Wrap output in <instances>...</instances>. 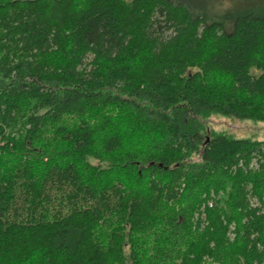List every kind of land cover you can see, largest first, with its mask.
<instances>
[{
	"label": "trees",
	"instance_id": "1",
	"mask_svg": "<svg viewBox=\"0 0 264 264\" xmlns=\"http://www.w3.org/2000/svg\"><path fill=\"white\" fill-rule=\"evenodd\" d=\"M174 0H0V264H264V17ZM210 203L213 205L210 206Z\"/></svg>",
	"mask_w": 264,
	"mask_h": 264
},
{
	"label": "rangeland",
	"instance_id": "2",
	"mask_svg": "<svg viewBox=\"0 0 264 264\" xmlns=\"http://www.w3.org/2000/svg\"><path fill=\"white\" fill-rule=\"evenodd\" d=\"M186 4L192 11L206 17L207 21L224 24L225 31L233 29L237 17L244 15L264 17V0H174ZM205 129L214 135L233 139H264V121L239 118L214 112L200 117Z\"/></svg>",
	"mask_w": 264,
	"mask_h": 264
},
{
	"label": "built area",
	"instance_id": "3",
	"mask_svg": "<svg viewBox=\"0 0 264 264\" xmlns=\"http://www.w3.org/2000/svg\"><path fill=\"white\" fill-rule=\"evenodd\" d=\"M210 206H212V203H210Z\"/></svg>",
	"mask_w": 264,
	"mask_h": 264
},
{
	"label": "bare ground",
	"instance_id": "4",
	"mask_svg": "<svg viewBox=\"0 0 264 264\" xmlns=\"http://www.w3.org/2000/svg\"><path fill=\"white\" fill-rule=\"evenodd\" d=\"M213 205V204H212Z\"/></svg>",
	"mask_w": 264,
	"mask_h": 264
}]
</instances>
